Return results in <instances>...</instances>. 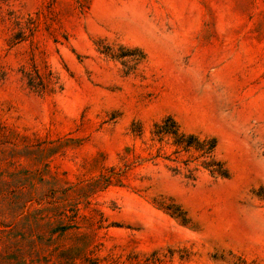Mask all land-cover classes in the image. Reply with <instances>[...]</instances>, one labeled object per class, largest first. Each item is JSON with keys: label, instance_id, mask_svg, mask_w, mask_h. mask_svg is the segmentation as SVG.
I'll use <instances>...</instances> for the list:
<instances>
[{"label": "rangeland", "instance_id": "1", "mask_svg": "<svg viewBox=\"0 0 264 264\" xmlns=\"http://www.w3.org/2000/svg\"><path fill=\"white\" fill-rule=\"evenodd\" d=\"M0 264H264V0H0Z\"/></svg>", "mask_w": 264, "mask_h": 264}, {"label": "trees", "instance_id": "2", "mask_svg": "<svg viewBox=\"0 0 264 264\" xmlns=\"http://www.w3.org/2000/svg\"><path fill=\"white\" fill-rule=\"evenodd\" d=\"M122 47L118 50L122 51ZM127 52L119 53L111 47L102 48L101 53L109 56L115 60H121V64L130 71L134 69L137 63L145 60V53L137 47L129 48ZM123 59V60H122ZM132 62L127 65L126 62ZM27 87L36 92H52L54 90V84L56 81L53 79L51 72H41L38 68H34L32 71L25 73ZM151 140L158 143L164 140H170L171 145L174 147L173 153L180 154L186 153L188 156L181 162L187 168L188 179L194 180L196 175L194 171L197 167H201L208 171V173L214 178H227L229 172L224 162L215 157L216 139L210 137H200L199 135L182 130L177 121L172 116H166L159 122L153 124L151 130ZM199 160V163L195 167H188L187 164L192 160ZM173 160V159H172ZM178 166V165H177ZM175 173L179 172L177 167L172 169Z\"/></svg>", "mask_w": 264, "mask_h": 264}]
</instances>
